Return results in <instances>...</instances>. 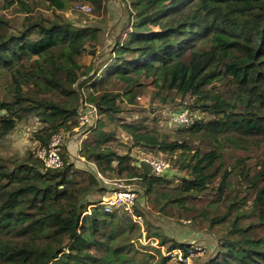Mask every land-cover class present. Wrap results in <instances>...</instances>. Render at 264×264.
<instances>
[{"label": "trees", "instance_id": "obj_1", "mask_svg": "<svg viewBox=\"0 0 264 264\" xmlns=\"http://www.w3.org/2000/svg\"><path fill=\"white\" fill-rule=\"evenodd\" d=\"M76 2L101 12L106 0H4L0 9L16 5L24 21L17 29L0 11V145L20 121L35 117L34 139L47 146L55 134L73 131L90 104L97 120L81 155L102 176L132 181L157 213L189 210L196 195L224 202L238 178L226 212L210 226L230 217L241 190L251 207L234 214L208 264H264V0H122L126 20L105 49L101 26L61 13ZM145 96L151 112L189 97L177 109H188L193 125L171 134L148 116L125 119L124 103ZM119 130L133 147L166 154L186 175L177 185L169 171L146 175L130 150L116 149ZM251 151L258 152L256 168ZM63 156L64 165L51 168L37 150L0 152V264H169L159 247L136 244L143 230L167 249H186L189 243L145 218L139 198L143 225L124 210L106 211L102 178L76 166L65 146Z\"/></svg>", "mask_w": 264, "mask_h": 264}, {"label": "rangeland", "instance_id": "obj_2", "mask_svg": "<svg viewBox=\"0 0 264 264\" xmlns=\"http://www.w3.org/2000/svg\"><path fill=\"white\" fill-rule=\"evenodd\" d=\"M3 3L4 0H0V8ZM77 4H79V2L73 3L68 9L63 10L61 13H63L69 20L78 23L91 22L101 26L102 31L100 33V49H105V46H110V44L113 43L114 37L121 33L122 26L126 20V12L124 10L122 0H106L101 12L95 9L94 4L87 3L93 7V10L90 13L78 11L76 9ZM15 6L13 5L12 7L4 10L0 9V11L8 16L13 17V26L18 29L23 25L24 14L17 12ZM43 13L45 15L52 16V11L43 10ZM3 85V81L0 80V97L5 94ZM149 94L150 92L147 95ZM149 99V96L138 99V104L134 106L124 103V106L128 109L127 112L124 113L125 119L131 120L132 118H142L144 116H148L150 125H156L157 129L162 133L175 134L179 127L170 124L169 112L171 113L172 110H176L179 106L184 107V104L190 103L191 99L186 97L181 100L182 104L179 105L173 104L159 106L155 112L150 111L151 105L149 104ZM83 108L87 110L84 105ZM131 108L133 110H131ZM193 114L194 116L204 115L209 117L207 114H201L198 111H193ZM88 116L91 118V120L96 119L95 113H88ZM153 117L157 118V123L153 121ZM39 126L40 123L35 117L20 121L16 129L11 134L2 139L0 152L3 155H23L29 149L36 151L39 147V143L34 139V133L39 128ZM89 131L90 130L87 127H83L78 130L74 129L73 131L67 133L64 146L70 155V160L74 161L76 166L84 169H93L99 176V172H97L95 164L86 161L80 152L81 142L89 135ZM191 143L196 146L198 141L193 140ZM115 147L121 153H126L128 150H130L136 159V163L140 156L147 154L133 147L131 135L121 130L118 131V142L115 143ZM151 154L161 155L162 153ZM250 154L251 158L248 160V162L251 166L256 168L258 165V152L251 151ZM167 157L170 160L169 156ZM170 162L171 170H169L168 175L172 179L174 185H177L179 183V178L186 175V173L179 171V169L173 165L171 160ZM103 178L104 180L102 179V185L105 187L107 186L108 189L106 193L111 192L119 184L132 186L136 190V187H134L135 184L132 183V181H128V179L124 177L103 176ZM237 181L238 178L234 177L231 183L232 187L228 190V194L224 202H213L215 201V196L213 194L204 197L196 195L192 199L190 206L191 208L189 210L178 209L175 211L174 216H164L157 213L153 205L149 203L144 196L139 198V193L136 190L140 200L138 207L143 211L145 218L151 219L152 223L162 229L164 233L170 238L185 243L198 242L200 245H203L206 249L205 252L202 254H197L195 257H193L191 264H208L209 260L216 255V250L218 249L220 240L224 238V236L228 235L230 223L234 214L238 210L249 209L251 207L250 196L247 194L246 190H241L239 194L240 203L231 210L230 217L222 224L210 226L209 219L211 217L219 216L226 212V206L230 201L231 195H233L235 191L234 188L237 184ZM92 196L93 198L98 197L96 193ZM252 219L253 217H243L242 223H247ZM143 231L141 237L135 238L136 244L138 246H140L141 243L150 249L151 247L157 246L161 249V253L163 250L167 251L166 246L158 245L157 240L152 241L151 239L147 238L145 232ZM259 231L263 232V229L260 228ZM169 264L173 263L169 262Z\"/></svg>", "mask_w": 264, "mask_h": 264}, {"label": "built area", "instance_id": "obj_3", "mask_svg": "<svg viewBox=\"0 0 264 264\" xmlns=\"http://www.w3.org/2000/svg\"><path fill=\"white\" fill-rule=\"evenodd\" d=\"M76 9L90 13L93 7L89 4L79 3L76 5ZM84 106L87 110L82 106L78 114L79 125L75 130L83 127H87L90 130L96 124V108L87 103ZM88 113H95L96 119H92V121ZM170 121L176 126L188 128L193 125L194 117L189 113L188 109L180 108L171 112ZM66 134L64 132L55 134L47 146L37 149V155L45 166L58 168L64 165L63 146L65 145ZM142 159L150 163L155 174H162L171 170V162L166 155L143 154L137 160L138 166H140V160ZM99 176L104 180L100 173ZM101 199V204L104 205L106 211L124 210L134 221L143 225V216L136 212L138 195L132 186L119 184L111 192L104 194ZM205 250V247L200 245V243L192 242L187 245L186 249L181 247L167 249V251L163 250L162 254L166 255L169 258V262L173 264H191L192 258L197 254H202Z\"/></svg>", "mask_w": 264, "mask_h": 264}, {"label": "water", "instance_id": "obj_4", "mask_svg": "<svg viewBox=\"0 0 264 264\" xmlns=\"http://www.w3.org/2000/svg\"><path fill=\"white\" fill-rule=\"evenodd\" d=\"M140 167L146 175H150L153 173L152 166L145 159L140 160Z\"/></svg>", "mask_w": 264, "mask_h": 264}, {"label": "crops", "instance_id": "obj_5", "mask_svg": "<svg viewBox=\"0 0 264 264\" xmlns=\"http://www.w3.org/2000/svg\"><path fill=\"white\" fill-rule=\"evenodd\" d=\"M174 110H172V112H173ZM169 114H171L170 112H169ZM170 116V115H169Z\"/></svg>", "mask_w": 264, "mask_h": 264}]
</instances>
